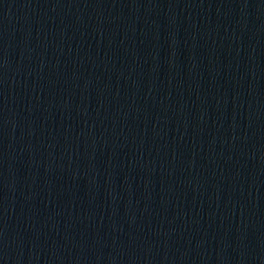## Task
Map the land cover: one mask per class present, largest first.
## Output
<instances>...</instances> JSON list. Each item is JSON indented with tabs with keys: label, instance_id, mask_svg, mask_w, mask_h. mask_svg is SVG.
Listing matches in <instances>:
<instances>
[{
	"label": "water",
	"instance_id": "95a60500",
	"mask_svg": "<svg viewBox=\"0 0 264 264\" xmlns=\"http://www.w3.org/2000/svg\"><path fill=\"white\" fill-rule=\"evenodd\" d=\"M0 264H264V0H0Z\"/></svg>",
	"mask_w": 264,
	"mask_h": 264
}]
</instances>
